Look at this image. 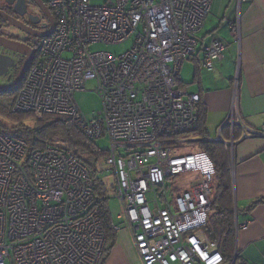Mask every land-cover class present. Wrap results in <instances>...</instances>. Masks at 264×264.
<instances>
[{"label":"built area","instance_id":"built-area-1","mask_svg":"<svg viewBox=\"0 0 264 264\" xmlns=\"http://www.w3.org/2000/svg\"><path fill=\"white\" fill-rule=\"evenodd\" d=\"M212 2L46 0L55 31L40 41L13 112L69 118L88 140L108 138L111 151L94 174L77 149L47 147L28 156L24 140L0 133V264H101L107 246L101 207L111 198L121 203L119 219L142 264L226 263L205 230L214 161L204 152L177 150L181 137L199 130L201 97L179 89L176 78L197 53ZM230 31L239 43V20ZM130 39L132 49L119 57L89 50ZM225 52L224 43L212 41L202 66L213 70ZM90 81L103 104L93 119L76 100ZM228 127L242 130L241 141L264 138V126L243 122L236 93L217 142ZM235 144L232 131L229 147ZM105 172L108 178H100ZM188 174L198 175L189 189L168 188V181ZM111 228L123 229L113 221Z\"/></svg>","mask_w":264,"mask_h":264},{"label":"crops","instance_id":"crops-1","mask_svg":"<svg viewBox=\"0 0 264 264\" xmlns=\"http://www.w3.org/2000/svg\"><path fill=\"white\" fill-rule=\"evenodd\" d=\"M238 20L239 43L230 31V25ZM214 40L224 43L226 52L224 59L208 71L202 66L204 49ZM179 82L183 90L200 95L209 141L219 138V129L230 114L235 93L245 125L261 129L264 126V0L241 4L238 0H213L205 26L197 35V53L182 66ZM232 131L236 144L230 148ZM241 135L239 127L233 130L228 127L221 133L230 152L232 170L235 245L241 258L235 264H264V204L250 209L254 201L264 197V138L241 141ZM213 199L214 196L212 202ZM214 217L211 210L210 224ZM105 264H142L126 229L117 234Z\"/></svg>","mask_w":264,"mask_h":264},{"label":"trees","instance_id":"trees-1","mask_svg":"<svg viewBox=\"0 0 264 264\" xmlns=\"http://www.w3.org/2000/svg\"><path fill=\"white\" fill-rule=\"evenodd\" d=\"M179 75L176 78V83L177 87L182 89L179 82ZM198 110L200 113V127L198 132L192 135L202 139L201 144L203 145V152L210 156L216 168V189L212 202V211L215 212V217L212 224H210V221V223L208 222L205 230L209 238L217 244L226 262H232L234 258L236 262L241 258L237 253L235 245V208L230 152L224 144L208 140V134L205 129L206 113L201 103L198 105ZM11 113L16 114L13 111ZM16 115L31 116L22 114ZM0 133L2 134V132ZM14 138L22 139L28 144V156H31L34 151L43 150L47 147H58L64 150L77 149L79 151L80 160L93 171L94 174L97 172L101 157L104 156V154L96 150L93 145L94 142L84 137L76 128L73 121L65 117L44 116L42 119L37 120L33 128L22 124L17 127ZM108 153L109 152L106 153L105 158ZM260 204H264V197L254 201L250 209ZM101 214L107 235L106 251L101 263L105 264L111 250L115 246L117 234L114 233L111 228L112 218L107 203L102 205Z\"/></svg>","mask_w":264,"mask_h":264},{"label":"rangeland","instance_id":"rangeland-1","mask_svg":"<svg viewBox=\"0 0 264 264\" xmlns=\"http://www.w3.org/2000/svg\"><path fill=\"white\" fill-rule=\"evenodd\" d=\"M90 1L93 6H103L107 2V0ZM133 44L134 39H130L119 45H91L89 46V50L93 53L105 52L119 57L129 52L132 49ZM95 89L96 82L90 81L86 84L85 92H81L76 95V100L82 112L89 119H93L103 109L102 101L96 94ZM18 95L19 92L9 95H0V132L13 138L16 135L17 127L24 124L33 128L37 122V119L33 118L32 116H20L11 113L13 111L14 103L18 98ZM179 141H181V143L177 146V150H180L182 155L203 152V145L201 144L202 139H199L195 135L181 137ZM93 145L97 151L104 154V156L101 157V160L105 158L107 152L111 151V143L108 138L94 141ZM108 176L109 173L105 172L99 177L107 179ZM197 179L198 175L188 174L168 181L167 186L168 188H170V190L179 188L183 191L189 189L190 184H192L193 181ZM169 194H171V191H169ZM108 195L109 197H113V191H109ZM108 207L110 210L112 221L122 228H125V222L119 219V215L122 211L121 203L117 199L111 198L108 201Z\"/></svg>","mask_w":264,"mask_h":264},{"label":"flooded vegetation","instance_id":"flooded-vegetation-1","mask_svg":"<svg viewBox=\"0 0 264 264\" xmlns=\"http://www.w3.org/2000/svg\"><path fill=\"white\" fill-rule=\"evenodd\" d=\"M18 2H23L24 8L20 3L16 6L15 4ZM38 2L47 8L46 0H38ZM38 2L36 0H15L13 5H9L6 0H3L2 3H0V37L19 42L29 47L33 51L30 67L37 59V48L42 40L39 38V35L47 32L50 22L49 18L43 13ZM10 22L18 23V25L27 32L11 26ZM0 56L10 57V59L14 60V67L6 76L0 78V85H11L22 68L25 57L14 54L2 47H0ZM19 89L11 94L19 92Z\"/></svg>","mask_w":264,"mask_h":264},{"label":"water","instance_id":"water-1","mask_svg":"<svg viewBox=\"0 0 264 264\" xmlns=\"http://www.w3.org/2000/svg\"><path fill=\"white\" fill-rule=\"evenodd\" d=\"M7 3L9 5H13L15 0H6ZM38 2V0H36ZM20 3V5L24 8V3L23 2H18L15 5L17 6ZM40 8L42 9L43 13L49 18V21L51 22L52 28L50 31L45 32L42 35H39V38L43 39L46 37H50L54 34L55 31V21L54 18L51 14V12L42 4H40L38 2ZM11 26H14L16 28H20L21 30H24L25 32H27L25 29H22L18 23H11ZM33 35V34H32ZM34 36V35H33ZM37 36V35H36ZM0 47L14 53V54H18L21 55L23 57H25V62L22 66V68L20 69L16 79L14 80V82L11 85H7V86H2L0 85V94L2 95H9L11 93H14L15 91H17L21 85L22 82L29 70L32 58H33V51L27 47L24 44H21L19 42L16 41H11L8 40L6 38H2L0 37ZM14 67V60L10 59V57H2L0 56V78L6 76L9 71ZM244 141V140H243ZM219 143H226L225 141H218ZM236 262L234 261L233 264H235Z\"/></svg>","mask_w":264,"mask_h":264},{"label":"clouds","instance_id":"clouds-1","mask_svg":"<svg viewBox=\"0 0 264 264\" xmlns=\"http://www.w3.org/2000/svg\"><path fill=\"white\" fill-rule=\"evenodd\" d=\"M226 122V121H225ZM235 129V128H234ZM215 142H217V141H215ZM217 143H219V142H217ZM222 144H225V143H222Z\"/></svg>","mask_w":264,"mask_h":264}]
</instances>
